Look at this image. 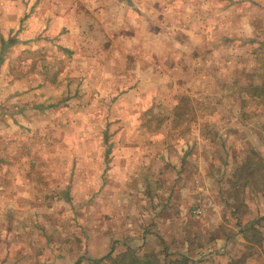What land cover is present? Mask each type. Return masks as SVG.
<instances>
[{
    "label": "rangeland",
    "instance_id": "rangeland-1",
    "mask_svg": "<svg viewBox=\"0 0 264 264\" xmlns=\"http://www.w3.org/2000/svg\"><path fill=\"white\" fill-rule=\"evenodd\" d=\"M222 6L29 0L0 15L7 43H29L0 59L17 81L0 169L30 180L0 181V264L116 258L132 221L155 238L133 244L139 258L264 264V98L251 91L264 82V0ZM173 182L175 199L158 189Z\"/></svg>",
    "mask_w": 264,
    "mask_h": 264
},
{
    "label": "crops",
    "instance_id": "crops-1",
    "mask_svg": "<svg viewBox=\"0 0 264 264\" xmlns=\"http://www.w3.org/2000/svg\"><path fill=\"white\" fill-rule=\"evenodd\" d=\"M225 1H229V3H230L232 0H216L215 10H211V12H216V14H222L223 9H224L222 4ZM28 2H29V0H0V15L1 16H3V15H5V16L19 15L21 11H24V13H25L26 4ZM246 3H248V2L246 1ZM218 4H220V5L218 6ZM173 11H175V9H173ZM1 21L2 20L0 18V23H1ZM25 23H27L26 20L24 21V24H23L24 31L26 30L25 29ZM7 27L9 28L10 26H7ZM247 29H250L249 25H247L246 31H247ZM22 36H23V34H22ZM23 38H25V37H21L19 35L17 39L16 38L12 39L10 43H7L0 36V54H3L2 56L0 55L2 57L0 59L1 60L7 59V56L10 55L11 51H14L16 47L20 48V47L26 46V44H29ZM10 49H11V51H10ZM11 72H12V70L11 71L7 70L5 72L0 71V119H1V115L3 114V116H4V112H7V114H6L7 118H5L6 121L4 122V126L6 127L7 131H5L4 133H0V135H2V136H0V138L2 137L0 139V146L3 145L2 144L3 142L7 146H9L10 141L12 143L14 141L13 137H15V132H14L15 131L14 130L15 123H14V120H10V115H13L15 108H16V91H17V89H16L15 84L17 83V81L15 79L14 74H12ZM1 84H2V86H1ZM23 99H26L25 94L23 95ZM10 126H11V133L9 130ZM10 138H12V139L10 140ZM7 146L4 145V147H7ZM129 155L133 156L132 153L127 155L126 152H121V156H120V165H121L120 167L123 166V168H125L128 173L130 172L129 171V164L130 163H129V157H128ZM136 155L138 157V160H140L142 157V154L140 152H136ZM11 157L14 158L13 155ZM114 167H115V163H113V165H111V168H114ZM131 167H132L131 171L133 168H136V166H132V165H131ZM4 174H10L12 177L10 178V180H6V182H3L2 180H0V181L2 183H6L8 186H11V188H13V190L15 192H16L17 188L22 189V188L26 187L27 183L30 184V180L27 181L25 169H22L19 167L18 168L13 167V168H9V169H0V175H4ZM123 176H124V179H123V181H121V183L123 185H125V187L127 188V191H129V190L132 191V186H131L130 182L128 183V180H126V176L124 174H123ZM1 178L2 177H0V179ZM1 182H0V185H1ZM158 189L159 190L163 189L162 191H166L165 197L167 196V197H171L172 199H175V197L177 196V186L174 185V182L172 184H168V183L163 184V186H159ZM14 191H13V197L15 194ZM140 191L141 190H138V193H137L138 198L143 196L142 193H139ZM183 200H184V202H182V204H184V205L186 204V202L187 203L189 202L188 197H184ZM12 203H13V201H11L10 204L12 205ZM180 203L181 202L177 201L173 204H180ZM124 212L125 211L122 210V214H124ZM129 212L130 211L128 210L127 213L129 214ZM157 217H158V215H157ZM122 236H124L122 238H124L126 240L121 241L120 244L124 243L126 245V247L129 248V250H132L135 253L139 252V246H140L138 244L139 246L137 245V246L133 247V244H136L137 240H140V242L142 243L147 239L153 240V238H154L152 235L143 234V228H142L141 224H136V221H134V223L132 221L131 224L128 225V227L126 228V230L124 231ZM158 245L159 244L157 242H155V246H158ZM221 252L222 251H218V252H216V254H220Z\"/></svg>",
    "mask_w": 264,
    "mask_h": 264
},
{
    "label": "trees",
    "instance_id": "trees-1",
    "mask_svg": "<svg viewBox=\"0 0 264 264\" xmlns=\"http://www.w3.org/2000/svg\"><path fill=\"white\" fill-rule=\"evenodd\" d=\"M262 87V88H261ZM251 91L255 93L252 94L254 98H264V82L263 85L261 84L259 87L253 88ZM165 260H160L158 254L149 253L145 254L142 258L136 256V253L132 250H126L123 253H120L119 256L116 258H110L107 256L104 259L100 260H89L86 259V263L88 264H102L103 261L110 259V264H186L187 259L183 256L173 257L170 254H166L163 252ZM176 258V259H173ZM170 259V260H169ZM75 264H81L80 261L76 262Z\"/></svg>",
    "mask_w": 264,
    "mask_h": 264
}]
</instances>
